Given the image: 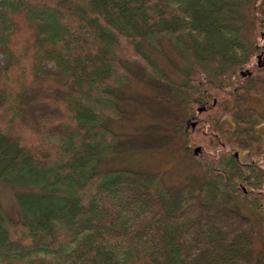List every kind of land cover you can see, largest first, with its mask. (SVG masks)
<instances>
[{
  "label": "trees",
  "instance_id": "1",
  "mask_svg": "<svg viewBox=\"0 0 264 264\" xmlns=\"http://www.w3.org/2000/svg\"><path fill=\"white\" fill-rule=\"evenodd\" d=\"M247 1L0 0V182L22 211L0 208V264H249L256 232L239 203L258 200L238 193L231 130L199 182L101 164L132 147L109 120L136 71L187 109L247 62L233 20ZM162 39L188 66L184 89L142 52ZM247 79L264 95L263 69Z\"/></svg>",
  "mask_w": 264,
  "mask_h": 264
},
{
  "label": "rangeland",
  "instance_id": "2",
  "mask_svg": "<svg viewBox=\"0 0 264 264\" xmlns=\"http://www.w3.org/2000/svg\"><path fill=\"white\" fill-rule=\"evenodd\" d=\"M263 14L264 0H249L240 4L239 15L233 19L242 26L248 44L254 47L247 62L241 64L239 69L252 67L256 62L258 49L264 45ZM142 52L165 74L168 81L176 85L182 84L183 89L187 86L186 82L190 80H186L184 71L188 66L178 49L162 39L159 47L144 45ZM134 69L137 68L134 67ZM239 69L233 71L235 73L228 71L220 74L216 84L219 89L214 86L211 87L210 92L202 86L199 92L203 95L201 94L190 107L187 106V109L183 96L177 97L172 88L162 80L147 78L143 80L141 72L137 69L139 72L136 71L120 88L121 112L109 120V127L114 131L136 135L132 140V147L107 156L101 164L157 173L166 185L171 186H180L190 180L199 182L214 175L211 171L219 167L204 165L203 161L213 157L212 147L217 141L215 133L219 132L216 128L224 130L234 125L230 116L236 111L235 106L244 104L259 110L261 106L255 95L258 94L257 88L248 87L246 78L243 80L237 74ZM149 81L151 84L148 83ZM220 84L224 85L227 93L221 92ZM249 93H254L250 101L247 99ZM214 97L219 102L227 99L225 103L223 102L224 111L220 109L219 102L215 107L203 110L204 98L211 104ZM178 98L179 101H177ZM219 111L223 112L221 120L217 117ZM239 113L245 115L242 110ZM191 122L195 124L192 125ZM222 130L219 134L225 138L227 132ZM230 134L234 136V133ZM240 138V142L245 141L244 138ZM197 146L201 149L194 152ZM208 162L216 166V161L213 159ZM12 188L0 182V208L5 209L13 218H20L22 211L16 202ZM239 210L246 215L256 232L254 244L249 253V264H264V207L253 210L241 201Z\"/></svg>",
  "mask_w": 264,
  "mask_h": 264
},
{
  "label": "flooded vegetation",
  "instance_id": "3",
  "mask_svg": "<svg viewBox=\"0 0 264 264\" xmlns=\"http://www.w3.org/2000/svg\"><path fill=\"white\" fill-rule=\"evenodd\" d=\"M257 69H263L264 71V45H262L256 53L255 64H253L252 67L239 69L237 74L241 76L243 80L246 78V81H248L247 78ZM239 85L241 86V82ZM220 90L221 92H228L223 84H220ZM253 94L254 93H249L247 97L249 101ZM255 95H257V99L261 104L260 110L244 104L242 106H235L236 111L232 112L230 116L234 125L227 128L234 133V136L231 138V146L235 145V147L230 146L228 149L232 155L233 169L237 177V187L239 188L238 193L241 196L245 195L257 199L259 209L264 207V95H260L259 93ZM244 96L245 95H243V97ZM226 101L227 99L225 98L219 102L218 99L214 97L211 104H209V100L204 98L202 104L203 110L215 107L218 102L219 104L221 103L220 109L223 110V108H225L223 102L225 103ZM240 110L245 112L244 116L239 113ZM222 115L223 112L219 111L217 117L221 120ZM257 120L258 122H256ZM194 121L197 123L196 119ZM195 122L191 123L195 124ZM219 132L215 133V138L222 146H226ZM240 137H242V139L244 138L245 141L240 142ZM238 174H240L241 179L238 178Z\"/></svg>",
  "mask_w": 264,
  "mask_h": 264
},
{
  "label": "water",
  "instance_id": "4",
  "mask_svg": "<svg viewBox=\"0 0 264 264\" xmlns=\"http://www.w3.org/2000/svg\"><path fill=\"white\" fill-rule=\"evenodd\" d=\"M198 109L200 110V108H198ZM198 150H199V147L198 146L194 148V152H197Z\"/></svg>",
  "mask_w": 264,
  "mask_h": 264
}]
</instances>
